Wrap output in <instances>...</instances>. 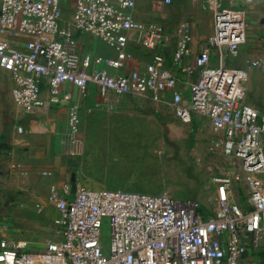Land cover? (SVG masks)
<instances>
[{"label": "built area", "instance_id": "2783aa9c", "mask_svg": "<svg viewBox=\"0 0 264 264\" xmlns=\"http://www.w3.org/2000/svg\"><path fill=\"white\" fill-rule=\"evenodd\" d=\"M204 1L212 28L192 61L184 62L192 53L188 37L180 35L167 55L164 29L136 19V0H0V68L12 79L16 105H43L44 83L49 100L58 102L60 85L69 82L83 93L92 85L102 97L166 103L184 122L199 113L249 185L248 204L241 206L229 198L231 178L218 177L216 200L206 208L168 193L52 184L47 201L57 210L55 238L40 249L1 239L0 264H238L248 247L258 245L264 235V108L245 101L246 71L225 62L245 43V11L223 0ZM68 9L64 24L60 16ZM84 33L113 55L81 50ZM131 41L149 54L141 68H127ZM252 63L264 70V60ZM174 67L194 75L187 93L177 89Z\"/></svg>", "mask_w": 264, "mask_h": 264}, {"label": "rangeland", "instance_id": "374dc122", "mask_svg": "<svg viewBox=\"0 0 264 264\" xmlns=\"http://www.w3.org/2000/svg\"><path fill=\"white\" fill-rule=\"evenodd\" d=\"M135 17L162 26L169 50L183 34L193 45L202 46L211 22L210 9L204 0H171L168 4L163 0H136ZM60 21L64 24L70 21V9L62 11ZM131 52L137 61L147 60L137 42L132 44ZM253 61L250 66L258 68ZM228 65L246 67L241 57L228 59ZM0 74L10 76L1 69ZM3 82L4 91L9 93L10 81L3 79ZM70 135L72 174L68 184L72 187L168 193L179 199H196L208 208L217 197V178L229 176L232 180L229 198L241 206L248 204L249 185L239 162L223 153L207 119L196 114L184 122L166 103L116 96L94 108H80L76 122L70 125ZM10 203L13 202L6 200L4 206ZM16 206V211L0 212V228L12 227L25 235L38 230L18 224L20 219L31 218L36 212L25 210L21 204ZM2 214L11 215L8 226L1 222ZM50 226L39 229L44 237L18 235L16 241L26 248H43ZM39 231L34 233L40 234ZM108 231L106 221L102 227L105 245ZM258 242L262 244L255 248L257 256L249 264H264V241L260 237Z\"/></svg>", "mask_w": 264, "mask_h": 264}, {"label": "crops", "instance_id": "0c3cea01", "mask_svg": "<svg viewBox=\"0 0 264 264\" xmlns=\"http://www.w3.org/2000/svg\"><path fill=\"white\" fill-rule=\"evenodd\" d=\"M223 3L242 8L245 11L246 19L245 43L240 46L238 57L226 59V65H228V59L233 60L240 57L243 59L246 67L240 68H243L247 73L244 82L245 101L258 109H263L264 70L259 66H257L258 68L250 66L249 62L264 60V0H223ZM210 21L209 33L212 28V14ZM78 42L83 51L92 54L113 55V51L109 47L89 34H82ZM133 43L134 41H131L129 44L130 51ZM203 45H193L190 42L192 53L185 58L184 62H191L193 56ZM173 49L169 50L168 37L166 36L164 52L169 55ZM142 50L146 54L147 60L139 62L133 53L132 59L127 62V68H141L149 60L148 52ZM214 59L213 55L212 60ZM173 71L178 79L177 89L187 93V84L195 78L194 75L181 72L177 67H174ZM9 77L6 74H0V212L11 209L16 211L18 207L16 204H21L25 210H34L36 214L33 217L20 219L18 224L39 229L51 224L46 243L55 238L54 218L57 215L54 205L47 201L49 186L55 184L57 187H61L66 184L71 189L73 188L68 184L72 174L70 168V112L74 110L77 115L80 108L91 109L102 102L111 101V98L116 96L102 97L92 85H89L87 91L83 93L75 85L65 82L59 87L60 100L54 103L49 100L48 86L44 83L40 91L43 105L38 107L18 106L11 96L13 82ZM3 79L10 81L9 93L4 91ZM64 94H67L68 97H63ZM193 114L207 119L195 112L191 114V119ZM207 121L209 122L208 119ZM18 128L21 130L18 131ZM8 194L13 197H8ZM6 200L13 203L4 206ZM10 217L2 214L3 221L1 222L8 226ZM10 228H0V240H16L18 235L44 237V233L39 229L34 232L39 231L40 234L33 232L25 235L18 229L14 231L12 227ZM261 240L264 241V235L261 236ZM261 244L259 242L256 247ZM256 247H248L238 264L253 262V258L257 256ZM29 249L40 248L31 246Z\"/></svg>", "mask_w": 264, "mask_h": 264}]
</instances>
